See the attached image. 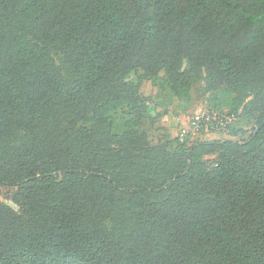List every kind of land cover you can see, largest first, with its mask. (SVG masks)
Listing matches in <instances>:
<instances>
[{
	"label": "trees",
	"instance_id": "1",
	"mask_svg": "<svg viewBox=\"0 0 264 264\" xmlns=\"http://www.w3.org/2000/svg\"><path fill=\"white\" fill-rule=\"evenodd\" d=\"M138 71L257 125L153 144ZM0 187V264H264V0H0Z\"/></svg>",
	"mask_w": 264,
	"mask_h": 264
},
{
	"label": "rangeland",
	"instance_id": "2",
	"mask_svg": "<svg viewBox=\"0 0 264 264\" xmlns=\"http://www.w3.org/2000/svg\"><path fill=\"white\" fill-rule=\"evenodd\" d=\"M159 76L164 77V72H160ZM128 79L142 81V100L146 104V109L140 120V129L146 132L153 144L169 141V149L172 150L175 146L172 139L177 138L179 132L187 126L191 116L197 112H236L235 121L228 132L235 140L248 136L257 125L252 112L243 114L241 111V107L248 105L253 95L242 98L240 107L236 108L232 101L234 95L225 93L223 84L215 77L210 79L204 75L202 79L193 81L187 98L175 96L168 85L143 76L141 71L129 74ZM218 133L223 132L210 131L200 138H213L218 136ZM211 160L212 157H209L208 162ZM8 194L9 189L0 187V200L17 209V206L7 198Z\"/></svg>",
	"mask_w": 264,
	"mask_h": 264
},
{
	"label": "built area",
	"instance_id": "3",
	"mask_svg": "<svg viewBox=\"0 0 264 264\" xmlns=\"http://www.w3.org/2000/svg\"><path fill=\"white\" fill-rule=\"evenodd\" d=\"M233 115L217 113V112H197L191 116L187 126L183 128L179 134V139L187 136H195L199 133H207L210 131H224L233 121Z\"/></svg>",
	"mask_w": 264,
	"mask_h": 264
},
{
	"label": "crops",
	"instance_id": "4",
	"mask_svg": "<svg viewBox=\"0 0 264 264\" xmlns=\"http://www.w3.org/2000/svg\"><path fill=\"white\" fill-rule=\"evenodd\" d=\"M227 137L229 136L225 133H218V136H215L213 138H207V139H217V138H227Z\"/></svg>",
	"mask_w": 264,
	"mask_h": 264
}]
</instances>
